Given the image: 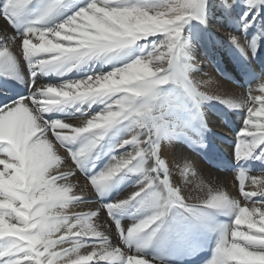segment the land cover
<instances>
[{"label":"snow or ice","instance_id":"1","mask_svg":"<svg viewBox=\"0 0 264 264\" xmlns=\"http://www.w3.org/2000/svg\"><path fill=\"white\" fill-rule=\"evenodd\" d=\"M0 20V264H264V0H0Z\"/></svg>","mask_w":264,"mask_h":264},{"label":"bare ground","instance_id":"2","mask_svg":"<svg viewBox=\"0 0 264 264\" xmlns=\"http://www.w3.org/2000/svg\"><path fill=\"white\" fill-rule=\"evenodd\" d=\"M4 22L2 20H0V25H3ZM213 31L216 32L219 35H224L225 29L223 28H213ZM201 63L203 64V66L205 67L206 70H209V67L207 65L206 61L201 60ZM223 64L224 67L226 69H230L231 68V64L229 61L228 57H224L223 60ZM216 80L220 82V84L223 86L224 89H231V90H235V91H240L239 89L236 88V86L231 83L230 81H226L224 80L223 77H221L218 73H212ZM223 106H220V108H222ZM206 114H207V119L209 121V127L217 133V138L214 139V143L216 144L217 147V152L215 153V155L219 156V157H224V158H230L231 155V149L229 147V144L231 142L232 139V132L229 131L228 127H227V117L223 116L220 109L216 108V107H211L208 106L205 109ZM224 112H226V109H223ZM73 125H78L80 122L79 121H72ZM240 123V117H235L234 118V125H239ZM238 130V129H237ZM219 137H222L223 139H219ZM173 152H179L182 155H188L191 156V158L193 160L196 161L198 167H200L201 169L204 170H208L211 171L215 174V176L218 178V182H219V186L223 187L225 190H228L230 193H232L233 195L236 194V190H237V185L234 179V174L230 171L227 172H220L217 169H214L211 165L207 164L205 161L202 160L201 157L195 155V153H193L191 151V149H189L186 145H175ZM166 155L168 156L169 160H171V153H166ZM254 164H257L259 162H253ZM73 166L71 165V163H69V169L70 170ZM261 168H264V166H259L254 168L256 171V175H259V172L261 170ZM77 180L80 183H83V178L82 177H78L77 179H74L73 182H77ZM209 187H216V185H209ZM193 188L194 185H189L186 188V191L192 192V194L194 195H198V196H203L204 193L201 192H193ZM129 189L122 187L121 188V194H125ZM113 196H115V193H113ZM220 220H225L226 218L224 217H220ZM125 223H127L130 226V218L126 217L125 218ZM242 230L245 229V226H241ZM113 241L114 243L115 241V237H113ZM89 250H83L82 254H88ZM208 251H201L199 253L198 256L191 258L190 260L186 261V262H191V261H197L199 258L203 257L204 255H206ZM92 264H95V259L92 262Z\"/></svg>","mask_w":264,"mask_h":264}]
</instances>
